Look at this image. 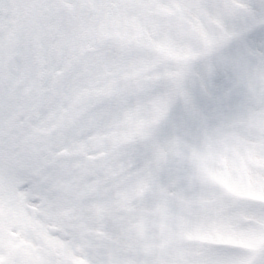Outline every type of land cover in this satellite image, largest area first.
<instances>
[{
  "label": "snow or ice",
  "instance_id": "6c2138e0",
  "mask_svg": "<svg viewBox=\"0 0 264 264\" xmlns=\"http://www.w3.org/2000/svg\"><path fill=\"white\" fill-rule=\"evenodd\" d=\"M0 264H264V0H0Z\"/></svg>",
  "mask_w": 264,
  "mask_h": 264
}]
</instances>
